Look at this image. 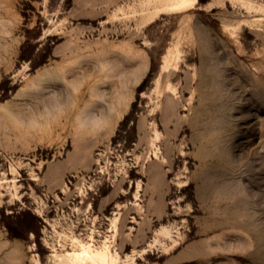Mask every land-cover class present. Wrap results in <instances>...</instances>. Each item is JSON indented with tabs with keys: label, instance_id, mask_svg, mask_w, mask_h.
I'll use <instances>...</instances> for the list:
<instances>
[{
	"label": "rangeland",
	"instance_id": "obj_1",
	"mask_svg": "<svg viewBox=\"0 0 264 264\" xmlns=\"http://www.w3.org/2000/svg\"><path fill=\"white\" fill-rule=\"evenodd\" d=\"M158 1L0 0V264H264V0Z\"/></svg>",
	"mask_w": 264,
	"mask_h": 264
},
{
	"label": "bare ground",
	"instance_id": "obj_2",
	"mask_svg": "<svg viewBox=\"0 0 264 264\" xmlns=\"http://www.w3.org/2000/svg\"><path fill=\"white\" fill-rule=\"evenodd\" d=\"M153 3H154V0H149V4L153 5ZM197 3H198V0H159L156 3V5H154L152 8L155 9L154 14H157L161 11H171V12L172 11H187L189 9L194 8L197 5ZM173 54L174 53L169 52V54L166 55V57L164 58V65L167 66L166 68H168V64L174 58ZM115 108L116 106L109 108V110L113 111ZM104 111L105 110L103 108L101 111V115L104 114ZM91 122H94V124H96L97 122H99V120H93ZM75 255H79V254H75ZM81 260L83 264H85V261H88L90 264H120L121 263V257L119 256V254L112 253L108 248H105L104 250H100L96 252H89L88 250H85ZM126 264H130V263L126 262Z\"/></svg>",
	"mask_w": 264,
	"mask_h": 264
}]
</instances>
